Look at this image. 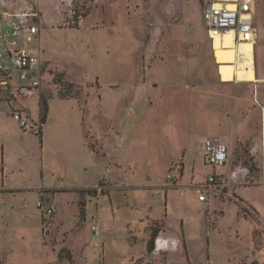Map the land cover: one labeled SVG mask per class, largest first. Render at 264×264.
Returning a JSON list of instances; mask_svg holds the SVG:
<instances>
[{
  "label": "rangeland",
  "instance_id": "374dc122",
  "mask_svg": "<svg viewBox=\"0 0 264 264\" xmlns=\"http://www.w3.org/2000/svg\"><path fill=\"white\" fill-rule=\"evenodd\" d=\"M257 2V83L221 82L202 16L204 0H100L82 29L43 26L39 110L37 98L10 105L0 93V142L7 134L13 146L5 188L36 189L42 173L50 189L93 187L102 178L107 183L101 191L96 187L97 197L88 194L83 201L77 192L58 190L42 199L31 191L0 196V264H156L140 220L147 207L152 219L165 217V194L158 190L169 188L175 191L169 202L186 219L187 233L182 224L180 232L168 224L179 238L168 233L164 244L181 249L163 255L159 264H264V150L258 148L264 0ZM70 99L88 108L86 138L99 153L84 147L80 113ZM46 105L51 111L42 149L40 138L25 136L12 113L18 106L30 109L28 120L38 127L45 124ZM207 138L229 147L221 172L247 171L224 195H209L201 204L210 173L202 154ZM39 201L56 207L51 219L42 217ZM93 218L99 237L91 231ZM159 229L167 232L164 224Z\"/></svg>",
  "mask_w": 264,
  "mask_h": 264
},
{
  "label": "built area",
  "instance_id": "2783aa9c",
  "mask_svg": "<svg viewBox=\"0 0 264 264\" xmlns=\"http://www.w3.org/2000/svg\"><path fill=\"white\" fill-rule=\"evenodd\" d=\"M19 2L21 6L14 10L13 1L0 0V92L9 91L28 98L43 87L45 69L40 36L43 26L80 29L85 24L86 12L76 0H19ZM257 15V0L233 2L204 0L202 16L213 49L217 40L223 47L225 39L231 37L237 60L241 61L244 57L242 51L244 45L250 44L255 49L258 45ZM31 45H37V48H32ZM255 60L257 65L256 54ZM12 117L24 132L38 136L40 131H43V124L34 126L21 112H15ZM262 127L264 143V118ZM204 153L212 171L207 175L200 192L201 202H207L210 194L224 195L228 187L227 181L218 173V170L225 167L228 162V146L218 138H208L204 142ZM106 183L107 181L102 178L98 189L100 191L104 189ZM37 207L44 210L48 218L53 217L56 210L55 206L45 208L42 201L38 202ZM91 231L95 236H100L96 218L92 219Z\"/></svg>",
  "mask_w": 264,
  "mask_h": 264
},
{
  "label": "crops",
  "instance_id": "0c3cea01",
  "mask_svg": "<svg viewBox=\"0 0 264 264\" xmlns=\"http://www.w3.org/2000/svg\"><path fill=\"white\" fill-rule=\"evenodd\" d=\"M13 2H14V10H18L19 9V7L21 6V3L19 2V0H12ZM99 2H100V0H76V3L78 4V5H80L84 10H85V12H86V19H85V26H86V23H87V19L88 18H90V14H91V10H92V8L94 7V8H97V5L99 4ZM45 5H48L47 3H45ZM129 8V4H128V2H127V9ZM258 16V15H257ZM85 26H83L82 28H84ZM82 28H80V29H82ZM42 31H43V29H41V31H40V36H41V38H42ZM42 48V47H41ZM42 51H43V49H42ZM42 62L44 63V60H43V57H42ZM45 63H44V69H45ZM135 90V89H134ZM1 94H2V96H1V100H4V101H6L7 103H9L10 105L11 104H13V105H15L16 103H23V102H25V103H28L29 102V100H31V99H34V98H37V102H38V110H39V103H40V99H41V96H42V94L44 93V88L42 87L39 91H37L33 96H31V97H28V98H26V97H22V96H20V95H17V94H14V93H11V92H9V91H2V92H0ZM62 100H65V99H62ZM70 100H75V99H70ZM66 101H69L68 99H66ZM76 101V100H75ZM76 104H77V101H76ZM88 104H89V102H88ZM88 104H87V106H88ZM77 107H78V110H79V113H80V129H81V131H82V138H84L85 139V141H84V147L86 148L87 147V149L88 150H90L89 152L91 153V154H93L94 152L95 153H99V152H97V151H95V150H93V149H91V147L89 146V144H88V142H87V138H86V135H87V133L88 132H90L89 131V129L87 130V127H86V122H85V119H86V117H87V113H88V108H87V110L86 111H84V110H82V109H80L79 108V106H78V104H77ZM89 107V106H88ZM28 109H25L24 107H16V108H14V110H13V113H12V115L15 113V112H21L23 115H25L27 118H28V111L30 110H28ZM50 111H51V107L49 106V109H48V113H47V117L45 118V124H44V127H43V132H42V137H40V136H37V135H31L30 133H27V132H24L23 131V134L25 135V136H34V137H39L40 138V144L42 145V149H44V148H46V137H45V132H46V129H47V125H48V123H49V114H50ZM40 113H39V111H38V118H40V115H39ZM62 121H63V123L64 122H66L65 121V119H62ZM18 124V123H17ZM18 126H20L19 124H18ZM21 129V128H20ZM22 130V129H21ZM48 130H49V126H48ZM50 131H51V127H50ZM91 133V132H90ZM3 138H4V140H1V142H0V147H1V145H2V148H0V150H1V156H2V158H0L1 160H2V169H1V172H0V174H2V176H1V186H0V196H2V195H7V194H9V195H11L13 192H18V194H21L22 192L24 193L25 191H31V192H37L38 194H37V196H40L41 197V199H42V196H47L48 194V192L50 191V190H58V191H56V193H58L57 195H61L62 193H65L66 191H74V192H77L78 194H79V191H81V190H95L96 189V187H99V185H100V180H99V182L96 184V185H94L93 187H74V188H70V189H62V188H59V187H57V186H54L53 188H47V187H45V185H44V177H43V173H42V178H41V181H42V185L41 186H39L38 188H36V189H33V190H28V189H25V190H20V189H11V188H5V180H4V176H5V171H6V163H7V161H9V160H11L10 158L12 157V152H11V150H12V147L13 146H9L7 143H6V141L7 140H9V136H7V134H4L3 136H2ZM246 137V136H245ZM208 139V138H207ZM259 141V140H258ZM2 143H4V144H2ZM230 143H233L232 142V140H231V142ZM262 145V146H261ZM9 146V147H8ZM260 146L261 147H259L258 146V148L259 149H261V150H264V143H263V139H262V132H261V144H260ZM257 147H255V148H253V153H255L257 150L259 151V149H258ZM8 149H9V151H8ZM86 149V150H87ZM46 150V149H45ZM202 154H204L203 155V157L205 156V153H204V144H203V149H202ZM0 156V157H1ZM229 157H230V153H229ZM229 160V159H228ZM207 163V162H206ZM204 164L205 165V167H207L208 169H209V171L211 172L212 171V168H211V166L210 165H208V164ZM228 163V162H227ZM173 164V163H172ZM226 166H227V164H226ZM226 166L225 167H223V168H226ZM223 168H221L220 170H218V173L223 177V179H225L226 181H227V183H228V187L230 186V182L231 181H233V180H235L236 178H237V176H238V174H240V173H242L243 171H247L245 168V170L242 168V167H237L235 170H232V172H230V174L229 173H226V172H221V170H223ZM233 173H235V177H233ZM206 178H207V176H206ZM206 178H205V180H204V184H205V182H206ZM156 186H158V187H162V186H165V184H157ZM55 187H57V188H55ZM158 187H156L157 189H158ZM44 188V190L45 191H43L42 193L39 191L40 189H43ZM120 188H125V187H123L122 185L120 186ZM47 191V192H46ZM46 192V193H45ZM158 192L159 193H162V194H165V199H166V204H165V206H166V215H165V217L164 218H162L161 220L160 219H152L151 218V215H150V211L152 210V208L150 207V208H148L147 207V205L145 206V207H147L146 208V210L144 211V213H143V216H142V219L140 220V223L142 224V226H143V228H144V230H145V239H146V245H147V253L149 254V257L153 260V261H155V263L156 264H159L160 263V260H161V258L163 257V255H165V254H167L166 256L168 257L169 256V254L170 253H172V252H174V251H177V250H180L181 248H180V246H179V244L178 245H176L174 248H172V246L168 243V244H164V242H165V240H166V238H167V234L169 233L170 234V237H175V238H179V234H177V235H175L174 234V232L173 231H171L170 230V227H168V224H170L171 223V225H174V226H176V228L178 229V232H180V226H181V224H182V226H184V231L186 230V233H187V226H186V219H182V220H180L179 219V216H177L175 213H174V210L172 209V205L170 204V202H169V194L170 193H172V192H175V191H173L172 189H166V191L165 192H163V190L162 189H159L158 190ZM80 195V194H79ZM106 195V194H105ZM201 195V194H200ZM211 196H213V197H217L218 195H214V194H210ZM87 195H85V197H86ZM183 196H187L186 194H184ZM85 197H83V198H81V195L79 196V201L80 200H82V199H84L85 200ZM219 197H221V196H219ZM208 199H209V195H208ZM78 201V202H79ZM83 201V200H82ZM207 202H208V200H207ZM200 203L201 204H205L206 202H201L200 201ZM50 205H46V207L45 208H47V207H49ZM85 206H86V204H85ZM85 206H84V211H83V216H84V213H85ZM38 208V207H37ZM41 213H42V217L43 218H47V219H51V218H48V217H46L45 216V214H44V210H40V209H38ZM56 211L57 210H55V213H56ZM190 211V210H189ZM55 213H54V215H55ZM183 213H186L187 215L189 214V213H187V212H184V210H183ZM86 214V213H85ZM186 214H185V216H186ZM53 215V216H54ZM57 215V214H56ZM55 219V218H54ZM56 223H57V221H56ZM163 224L166 226V229H167V232H164V231H160V229H159V226H160V228H161V226H163ZM0 225H2V223L0 222ZM40 226H41V224H40ZM1 227V226H0ZM42 228H43V226H42ZM152 228H154V229H152ZM153 230H158L159 231V235H158V237H157V240H156V245H157V247L155 248V250L152 252V253H149V251H148V244H149V240L151 239V236H152V232H153ZM133 235V234H132ZM162 240V243H161V245H160V243H159V240ZM131 240H132V244H134V243H137V237H135L134 235H133V237L131 238ZM96 244L98 245V246H101L100 244L101 243H99V241L98 242H96ZM45 245V244H44ZM182 252H184V249L182 248ZM188 254H189V251H188ZM189 257H190V255H189ZM150 258H146V259H148V260H151ZM169 258V257H168ZM142 259V258H141ZM134 260H136V259H133L132 261H134ZM139 260V259H138ZM191 260V259H190ZM137 261V260H136Z\"/></svg>",
  "mask_w": 264,
  "mask_h": 264
},
{
  "label": "bare ground",
  "instance_id": "6f19581e",
  "mask_svg": "<svg viewBox=\"0 0 264 264\" xmlns=\"http://www.w3.org/2000/svg\"><path fill=\"white\" fill-rule=\"evenodd\" d=\"M224 2H233L235 0H215ZM233 39L228 37L222 47L217 40L214 46V57L218 65V75L223 83H257L255 47L246 44L242 47L244 57L241 61L233 50ZM161 245L162 240H159Z\"/></svg>",
  "mask_w": 264,
  "mask_h": 264
},
{
  "label": "trees",
  "instance_id": "16d2710c",
  "mask_svg": "<svg viewBox=\"0 0 264 264\" xmlns=\"http://www.w3.org/2000/svg\"><path fill=\"white\" fill-rule=\"evenodd\" d=\"M45 109H46V111H45ZM45 109L43 111L44 113L46 112L43 115L44 121H45V118L47 117V113H48V107H47V105H46ZM39 136L42 137V135H39ZM228 149H229V147H228ZM79 194L81 195L82 198L85 197V195H88V194L90 196L97 197L98 191L96 189L95 190H86V191L85 190H81V191H79ZM102 195H105V194L102 192ZM158 235H159V231L158 230H153L151 239L149 240V244H148V251H149V253H152L155 250L156 240H157Z\"/></svg>",
  "mask_w": 264,
  "mask_h": 264
}]
</instances>
